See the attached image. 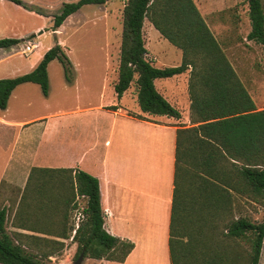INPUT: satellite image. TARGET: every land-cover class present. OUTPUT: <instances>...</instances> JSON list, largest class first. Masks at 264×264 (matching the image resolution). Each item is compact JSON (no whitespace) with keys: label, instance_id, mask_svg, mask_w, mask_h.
I'll return each instance as SVG.
<instances>
[{"label":"trees","instance_id":"1","mask_svg":"<svg viewBox=\"0 0 264 264\" xmlns=\"http://www.w3.org/2000/svg\"><path fill=\"white\" fill-rule=\"evenodd\" d=\"M8 1L42 14L21 0ZM107 1L63 4L53 17L52 31L83 6H100ZM246 1L250 23L247 40L259 44L264 54V0ZM145 20L181 52L178 66L158 68L148 59L142 32ZM20 42L0 39V48ZM54 60L61 64L65 81L71 82L72 64L56 43L31 72L0 79V110L6 109L11 92L24 83L38 85L46 97L47 67ZM186 72L191 126L176 130L169 264H259L264 221L234 217L232 193L256 204L264 202V109L255 108L193 0H125L113 84L117 100L133 85L143 115L179 119L180 112L156 91L154 81ZM76 198L84 199L85 204L82 220L74 229L68 213ZM100 200L98 180L84 171L31 169L12 224L46 238L8 233V211L1 208L0 264H48L65 240L76 244L73 262L83 255L122 263L134 246L105 231ZM41 221L46 228L35 227ZM237 240L246 244L244 254L236 249Z\"/></svg>","mask_w":264,"mask_h":264},{"label":"crops","instance_id":"2","mask_svg":"<svg viewBox=\"0 0 264 264\" xmlns=\"http://www.w3.org/2000/svg\"><path fill=\"white\" fill-rule=\"evenodd\" d=\"M21 1L41 10L42 14L23 9L22 14L34 20V24L27 25L24 20L9 14L8 10L12 9L10 1L0 0V39L22 40L19 45L29 39L38 43V49L31 53L33 58L24 62L15 77L31 72L42 59L44 48L40 39L52 36L45 51L57 43L66 52L61 33L65 32L67 23L77 12L90 6H83L52 31L53 17L61 6L78 0ZM13 9L19 12L15 5ZM205 22L211 32L213 28L222 26ZM16 45L0 48V61L10 58L13 54L8 52L11 53ZM147 57L154 66L166 67L163 64L157 66L160 58L155 60L149 52ZM72 67L77 69L74 65ZM187 83L188 72L154 81L156 91L180 112L179 119L143 115L138 108L136 94L128 96V91L119 100L114 93V100L110 103L60 112L49 108L46 101L29 96V91L38 94L37 87H34L38 85L24 83L17 86L9 96L6 109L0 110V209L6 207L9 213L11 201L7 197H12L15 204L11 207V218H14L17 203L33 168L81 170L98 180L105 231L134 246L122 263L92 259L90 262L169 264L168 229L176 130L184 123L183 117H189ZM50 93V84L46 97L40 90L44 100L49 99ZM124 100L126 103L122 104ZM62 131L65 135V158L59 160V134ZM77 132L80 134L75 139ZM83 133L90 134L85 136ZM6 230L8 233H27L8 221Z\"/></svg>","mask_w":264,"mask_h":264},{"label":"rangeland","instance_id":"3","mask_svg":"<svg viewBox=\"0 0 264 264\" xmlns=\"http://www.w3.org/2000/svg\"><path fill=\"white\" fill-rule=\"evenodd\" d=\"M63 2L65 1L63 0ZM193 2L208 23L222 24V26L212 29L214 37L222 46L237 77L253 100L255 108L264 109V54L259 44L247 40V34L250 31L247 1L193 0ZM124 3L125 0H108L104 6L90 5L77 12L67 23L65 32L60 36V39L65 41V54L72 65L77 67L75 70L73 67L71 68V82L65 83L63 68L58 61L54 60L48 70L51 87L49 99L44 100L38 86H34L37 87L38 94L29 91V96L43 102L46 101L49 108L60 112L113 101V84L117 78ZM14 5L12 3V9ZM15 7L19 8L20 14L14 11L15 9H9L8 12L11 16L17 17L21 21L24 20L27 25L34 24L32 18L22 14L23 9H27L17 5ZM29 7L34 8L33 6ZM142 32L145 47L151 57L155 60L160 58L158 61L160 63H156L157 66L163 64L166 67H173L180 64L181 52L163 39L147 20L143 23ZM51 40L52 36L40 39L44 48L43 53L46 52V47ZM21 46L18 44L13 47L11 53L8 52L13 55L0 61V78H15L14 74L22 70L20 67L24 62L33 58L32 54L22 55L20 53ZM177 60L178 63H176ZM21 75L24 73L16 77ZM134 93L135 88L131 85L127 94L129 96ZM126 101L129 103L127 97ZM124 103H126L125 100L122 101V104ZM185 118L184 116L182 126L190 127L189 117ZM79 134L80 132H77L74 138L77 139ZM83 134L89 136L90 133ZM64 139L65 135L62 131L59 134V160L65 158ZM7 198L11 201V206L8 208V222L12 224L11 207L14 206L15 199L13 201L10 196ZM232 199V215L234 217L245 216L255 222L264 221V202L256 204L235 193H232ZM84 204V199L76 198L74 209L68 213L69 225H73L74 229L82 220L81 210ZM35 227L46 228L47 226L44 221H41L39 224H35ZM221 232L220 228L218 235ZM26 235L46 238V236L30 231H27ZM235 244H237L236 249L244 254L246 244L240 240H237ZM75 252L76 244L71 240H65L61 251L52 259L50 258L48 264H71L74 261ZM88 259L83 258L81 264L93 263ZM259 264H264V241Z\"/></svg>","mask_w":264,"mask_h":264},{"label":"built area","instance_id":"4","mask_svg":"<svg viewBox=\"0 0 264 264\" xmlns=\"http://www.w3.org/2000/svg\"><path fill=\"white\" fill-rule=\"evenodd\" d=\"M21 45H19V46H21L20 53L22 55H25V56L33 53V51H35L36 49H38V43H36L35 41L30 40V39L27 40V41H25Z\"/></svg>","mask_w":264,"mask_h":264},{"label":"water","instance_id":"5","mask_svg":"<svg viewBox=\"0 0 264 264\" xmlns=\"http://www.w3.org/2000/svg\"><path fill=\"white\" fill-rule=\"evenodd\" d=\"M83 260V255H80L73 264H81V261Z\"/></svg>","mask_w":264,"mask_h":264}]
</instances>
